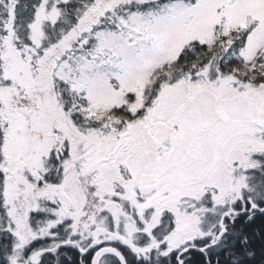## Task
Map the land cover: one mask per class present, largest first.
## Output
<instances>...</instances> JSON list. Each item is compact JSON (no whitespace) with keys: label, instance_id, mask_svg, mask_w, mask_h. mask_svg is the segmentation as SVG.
Instances as JSON below:
<instances>
[{"label":"snow or ice","instance_id":"6c2138e0","mask_svg":"<svg viewBox=\"0 0 264 264\" xmlns=\"http://www.w3.org/2000/svg\"><path fill=\"white\" fill-rule=\"evenodd\" d=\"M264 264V0H0V264Z\"/></svg>","mask_w":264,"mask_h":264},{"label":"trees","instance_id":"16d2710c","mask_svg":"<svg viewBox=\"0 0 264 264\" xmlns=\"http://www.w3.org/2000/svg\"><path fill=\"white\" fill-rule=\"evenodd\" d=\"M259 261H260V256L258 255L256 258V264H259Z\"/></svg>","mask_w":264,"mask_h":264}]
</instances>
